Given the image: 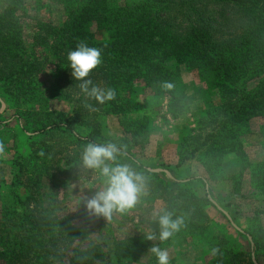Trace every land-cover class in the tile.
Segmentation results:
<instances>
[{
	"label": "trees",
	"instance_id": "obj_1",
	"mask_svg": "<svg viewBox=\"0 0 264 264\" xmlns=\"http://www.w3.org/2000/svg\"><path fill=\"white\" fill-rule=\"evenodd\" d=\"M49 4L60 6L64 13L58 25L28 13L24 0H0V91L17 116L21 113L29 120L30 135L37 137H28L27 150L12 157L10 202L0 213V264H108L106 243L91 240L92 228L82 213L58 215L43 207L36 195L35 184L42 176L53 182L87 172L81 156L88 143H115L121 152L117 162L142 174L148 193L163 194V211L173 213V219L183 218L179 231L204 229L205 206L210 205L204 180L158 181L156 174L134 160L126 140L107 141L100 131L102 115H115L127 124L125 115L134 111L136 84L142 94L167 97L172 114L187 110L182 95L163 86L174 85L173 71L166 65L170 60L206 74L217 97L215 105L204 111L202 123L208 129L181 140L175 166L197 154L212 181L223 178L222 156H237L238 169L230 175L232 188L239 192L246 176L249 188L255 190L249 195L260 197L259 207L246 221L252 227L247 234L264 252V228L259 226L264 221V152L253 160L243 151L252 118L262 120L264 150V0L33 2L35 7ZM82 41L102 49V64L88 78L101 88L112 87L115 100L98 104L88 99L80 81L71 76L67 56ZM49 58L55 75L48 98L70 103L65 117L34 110L37 77ZM85 102L95 110L84 107ZM139 248L131 237L119 240L116 264L133 257ZM212 263L262 264L258 254L255 262L230 249L216 252Z\"/></svg>",
	"mask_w": 264,
	"mask_h": 264
},
{
	"label": "rangeland",
	"instance_id": "obj_2",
	"mask_svg": "<svg viewBox=\"0 0 264 264\" xmlns=\"http://www.w3.org/2000/svg\"><path fill=\"white\" fill-rule=\"evenodd\" d=\"M28 13H35L59 24L64 13L58 5H42L35 7L34 0H24ZM100 35H96L99 39ZM173 71L174 93L182 95L187 110L184 113L172 114L168 108V99L163 95L142 94L140 86L134 85V111L125 115V121L115 115L99 117L100 131L107 141L128 142V151L134 160L145 169L157 175L158 181H188L193 178L204 180L206 198L210 205L205 206L208 222L204 229L194 228L190 232L181 230L161 242L159 239L149 241L147 234L154 232L159 236L160 228L156 222L158 214H163V194L148 193L144 189L136 206L127 212L114 213L112 218L92 214L85 207L84 200L102 190L106 183L98 170L88 169L78 172L69 178H60L50 182L45 176L35 184L36 195L41 205L53 213L71 214L78 211L84 215L88 226L92 228L91 240H103L108 250V264H116L114 252L116 243L125 238H133L138 242L139 251L127 261L120 264H157L156 257L150 252L153 245L166 249L169 264H213V249L222 252L226 249L239 251L243 258L256 262V254L260 263H264L263 248L256 247L254 238L248 235L251 225L246 221L251 210L259 207L258 195L250 196L247 177L242 179L239 192L232 188L230 175L236 173L239 159L234 154L222 156L220 165L224 172L222 179L207 180L198 156L185 160L175 166L178 160L181 140L204 133L208 128L202 123L205 109L216 103L217 97L210 86L209 77L198 70H188L184 66H175L172 60L166 63ZM55 69L49 58L37 77V100L34 110H50L54 114L65 117L71 105L63 100L48 98L53 88ZM8 106L5 96L0 91V134L4 152L0 154V213L5 204L10 202L8 187L13 175L11 165L14 152L24 153L29 144V120L24 114ZM30 119V118H29ZM129 120V121H128ZM134 120V121H131ZM249 132L243 138V151L249 159H259L263 155V124L261 119L252 118L248 121ZM136 144H132L133 142ZM246 175V174H245ZM240 193H244V196ZM249 195V196H248ZM100 219V221H99ZM255 225V224H252ZM264 228V221L259 225Z\"/></svg>",
	"mask_w": 264,
	"mask_h": 264
},
{
	"label": "clouds",
	"instance_id": "obj_3",
	"mask_svg": "<svg viewBox=\"0 0 264 264\" xmlns=\"http://www.w3.org/2000/svg\"><path fill=\"white\" fill-rule=\"evenodd\" d=\"M102 49L89 47L86 42L77 44L74 51L68 53L67 59L73 79L80 81L79 88L88 98L98 104L116 99V91L112 87L101 88L93 84L88 77L90 73L102 64ZM166 89H172L173 83L165 82ZM84 107L95 110L92 104L85 102ZM4 152V145L0 143V154ZM42 154V153H41ZM121 152L112 142L88 143L83 149L81 160L83 167L98 170L105 179L106 186L84 200L85 207L92 214L111 219L113 213H125L134 208L139 197L144 194L145 178L142 174L132 169L127 164L117 162ZM156 222L159 225V236L152 232L147 234L149 241L159 239L161 242L168 240L175 232L184 226L182 217L173 219V213L164 211L158 214ZM215 254V249L212 250ZM150 252L156 257L157 264H169V255L166 249L153 245Z\"/></svg>",
	"mask_w": 264,
	"mask_h": 264
}]
</instances>
